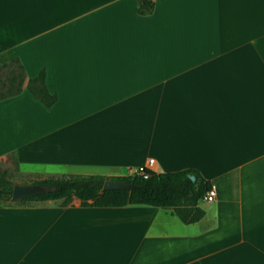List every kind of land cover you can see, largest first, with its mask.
<instances>
[{
	"label": "crops",
	"instance_id": "crops-1",
	"mask_svg": "<svg viewBox=\"0 0 264 264\" xmlns=\"http://www.w3.org/2000/svg\"><path fill=\"white\" fill-rule=\"evenodd\" d=\"M12 59L55 100L24 86L0 100V157L54 177L193 169L214 195L190 223L139 204L0 203V264H264V0H152L144 15L136 0H0Z\"/></svg>",
	"mask_w": 264,
	"mask_h": 264
},
{
	"label": "trees",
	"instance_id": "trees-1",
	"mask_svg": "<svg viewBox=\"0 0 264 264\" xmlns=\"http://www.w3.org/2000/svg\"><path fill=\"white\" fill-rule=\"evenodd\" d=\"M151 8L152 0H136L137 14H148ZM11 61L16 62L15 59ZM24 89L45 107L50 106L55 100V95L48 93L43 85L41 70L34 77L26 79ZM20 90L19 83L13 91L0 94V100L13 96ZM189 175L193 176V180L189 179ZM107 179L130 184L131 187L101 190L102 182ZM12 183L0 177V202L26 205L32 202L61 200V203L65 204L71 198H75L83 207H120L126 204H139L170 209L183 223L194 222L202 216L203 212L197 203L202 200L210 187L209 183L193 169L156 173L142 168L140 172L134 171L121 176L65 175L33 181L31 183L48 185L53 190L11 202L9 195Z\"/></svg>",
	"mask_w": 264,
	"mask_h": 264
},
{
	"label": "rangeland",
	"instance_id": "rangeland-1",
	"mask_svg": "<svg viewBox=\"0 0 264 264\" xmlns=\"http://www.w3.org/2000/svg\"><path fill=\"white\" fill-rule=\"evenodd\" d=\"M20 83V88L24 86V78L21 69L15 61H9L0 65V94H7L9 91H13ZM58 169H53L47 165H40L34 163H22L19 166L15 163L12 154H6L0 157V177L13 183L27 184L33 181H38L46 178H55L48 175H37L33 173H51L57 172ZM72 173L85 174L91 172L87 169H66ZM85 172V173H84ZM123 173V171H120ZM10 205L8 201L0 202Z\"/></svg>",
	"mask_w": 264,
	"mask_h": 264
},
{
	"label": "water",
	"instance_id": "water-1",
	"mask_svg": "<svg viewBox=\"0 0 264 264\" xmlns=\"http://www.w3.org/2000/svg\"><path fill=\"white\" fill-rule=\"evenodd\" d=\"M189 179L193 180V176L189 175ZM131 185L119 182L115 180H104L101 184L100 189H119V188H130ZM52 187L44 184H33V183H12L10 188L9 201L14 202L25 197L34 196L39 193H45L52 191Z\"/></svg>",
	"mask_w": 264,
	"mask_h": 264
},
{
	"label": "built area",
	"instance_id": "built-area-1",
	"mask_svg": "<svg viewBox=\"0 0 264 264\" xmlns=\"http://www.w3.org/2000/svg\"><path fill=\"white\" fill-rule=\"evenodd\" d=\"M147 163H151V160L148 159L147 160ZM142 168H145V167H138L137 169H135V171H138L140 172V170ZM213 188L212 187H209V189L207 190V192L204 194V196L202 197V200H204L205 202H210L212 199H213Z\"/></svg>",
	"mask_w": 264,
	"mask_h": 264
}]
</instances>
